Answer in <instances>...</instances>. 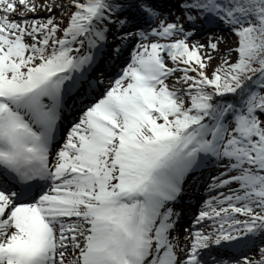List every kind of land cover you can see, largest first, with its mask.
Segmentation results:
<instances>
[{
	"label": "snow or ice",
	"instance_id": "6c2138e0",
	"mask_svg": "<svg viewBox=\"0 0 264 264\" xmlns=\"http://www.w3.org/2000/svg\"><path fill=\"white\" fill-rule=\"evenodd\" d=\"M0 264H264V0H0Z\"/></svg>",
	"mask_w": 264,
	"mask_h": 264
}]
</instances>
